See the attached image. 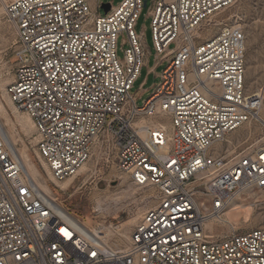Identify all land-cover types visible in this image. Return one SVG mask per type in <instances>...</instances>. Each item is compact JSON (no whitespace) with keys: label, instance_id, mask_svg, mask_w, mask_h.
<instances>
[{"label":"built area","instance_id":"2783aa9c","mask_svg":"<svg viewBox=\"0 0 264 264\" xmlns=\"http://www.w3.org/2000/svg\"><path fill=\"white\" fill-rule=\"evenodd\" d=\"M0 1L17 58L5 92L32 120L51 177L113 164L147 204L128 244L112 246L102 228L55 211L0 136V264H264V227L221 237L207 228L240 194L264 190L263 98L247 91L245 34L207 30L238 0ZM143 8L158 61L148 73L168 63L138 105Z\"/></svg>","mask_w":264,"mask_h":264},{"label":"rangeland","instance_id":"374dc122","mask_svg":"<svg viewBox=\"0 0 264 264\" xmlns=\"http://www.w3.org/2000/svg\"><path fill=\"white\" fill-rule=\"evenodd\" d=\"M120 1L106 0L105 3L111 2L113 5H117ZM99 13L103 15L104 10L99 9ZM146 15L147 8H143L134 27L135 34L143 37L145 47L144 65L132 89L138 105L147 100L155 87L159 85L158 74L168 63V61L163 62L156 67L155 71L148 73L157 60L155 59L150 19ZM223 26H238L245 34L246 87L248 93L262 96L263 105L259 117L264 123V0H238L219 14L216 25L209 26L207 30L211 34ZM124 39V34L119 35L117 39V54L120 58L123 57V51L126 48L123 44ZM15 47V33L12 26L6 21L0 1V100L7 109L9 118V122L0 119V125L7 137L5 145L10 152L11 150L15 152L14 154L11 152L14 158L15 156L21 158L36 171L37 181L40 184L45 183L44 185L48 186L50 190L45 194L54 198L56 203L73 218L85 224L88 223L90 228H102L105 235L107 230H110L112 235L109 237V241L114 246L116 233L121 232L129 236L135 224L127 228L125 223L137 212L139 213L138 219H140L147 204L140 202L138 192L137 194L135 192L134 198H129L128 195L135 191V188L130 185L129 180L123 174L116 170L113 164L108 168H101L99 164L91 160L74 179L58 182L51 177L34 146L33 124L26 130L17 124L16 120L24 122L28 117L16 110L5 92L13 75L14 63L17 61V58L13 56ZM143 82L144 92H141L139 86ZM258 128V123L251 125L252 131H257ZM67 182H71L70 186L65 190H60ZM97 206L103 210L100 214L93 213ZM212 222L213 224L209 225L208 233L215 237L224 236L229 232L245 233L264 227V190L243 192L230 204L220 222L215 220Z\"/></svg>","mask_w":264,"mask_h":264},{"label":"bare ground","instance_id":"6f19581e","mask_svg":"<svg viewBox=\"0 0 264 264\" xmlns=\"http://www.w3.org/2000/svg\"><path fill=\"white\" fill-rule=\"evenodd\" d=\"M14 106V105H13ZM27 116V115H26ZM28 117V116H27ZM0 119H5L6 120V122H9V118H8V112H7V109L5 108V106L3 105V103L1 102V100H0ZM26 119V118H25ZM18 123V125L23 129V130H26L28 127H31V125L33 124V122H32V120L28 117L27 119H26V121L24 120V122H22L23 120H16ZM159 124V123H158ZM159 125H161V127H163V128H167V125H164V124H159ZM29 129V128H28ZM31 129V128H30ZM0 136L2 137V139H3V141H4V143L5 144H7V137H6V135L4 134V132H3V129H2V127H1V125H0ZM11 149V148H10ZM11 152H12V154H14L15 152L13 151V150H11ZM15 159L19 162V164H20V166H21V169H22V172H23V174L25 175V177L27 178V180L29 181V183L32 185V187L36 190V191H38L40 194H41V196L45 199V201H49V202H54L55 204H53V208L55 209V211H57V212H59V213H61V214H63V215H65L66 217H69V218H73L72 216H71V214H69L68 212H66L62 207H60L57 203H56V200H54V198H51V197H48L45 193H49V188H48V186H45L44 184H40L38 181H37V179H36V171L33 169V168H31V167H29L26 163H25V161H23V160H21V158H19V157H17V156H15ZM83 171V170H82ZM126 177V176H125ZM72 182V181H71ZM71 182H67V183H65L63 186H62V188H60V190H65V189H67L69 186H70V184H71ZM135 192H136V190L135 191H132V193L130 194V195H128L129 196V198H134L135 196ZM127 194V193H126ZM117 200V199H116ZM115 201V200H114ZM51 206H52V203H51ZM99 206H101V205H99ZM105 207H107V205H104ZM97 208L99 209V210H101V211H103L102 210V208H100V207H98L97 206ZM138 218H139V213L137 212L136 213V215L134 216V217H132L129 221H127L125 224V227H127V228H129L130 226H133L134 224H136L137 223V221H138ZM73 219H75V218H73ZM76 220V219H75ZM78 221V220H77ZM80 222V221H79ZM92 222V221H91ZM81 224H83L84 226H87V227H89L90 228V225L87 223V224H85L84 222H80ZM94 224H95V222H94ZM210 224H213V222L212 221H210L208 224H207V228L210 230V227H209V225ZM124 225V224H123ZM91 230H92V232L94 233V234H96V235H98L97 234V232H96V230L94 229V228H91ZM112 235V233L110 232V230H107V232H106V236L105 237H107V238H109L110 236ZM106 239V238H105ZM115 240H116V243L117 244H119V245H121V244H123V245H127L128 244V242H129V236L128 235H126L125 233H121V232H118V233H116V236H115Z\"/></svg>","mask_w":264,"mask_h":264},{"label":"water","instance_id":"95a60500","mask_svg":"<svg viewBox=\"0 0 264 264\" xmlns=\"http://www.w3.org/2000/svg\"><path fill=\"white\" fill-rule=\"evenodd\" d=\"M102 9L104 10V13L108 12L109 10V4H103Z\"/></svg>","mask_w":264,"mask_h":264},{"label":"snow or ice","instance_id":"6c2138e0","mask_svg":"<svg viewBox=\"0 0 264 264\" xmlns=\"http://www.w3.org/2000/svg\"><path fill=\"white\" fill-rule=\"evenodd\" d=\"M65 235H69L67 232H65Z\"/></svg>","mask_w":264,"mask_h":264}]
</instances>
